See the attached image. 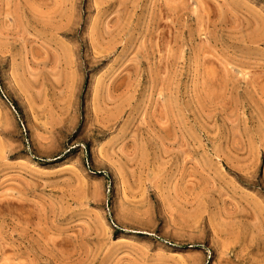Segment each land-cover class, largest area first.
I'll use <instances>...</instances> for the list:
<instances>
[{
    "label": "rangeland",
    "instance_id": "obj_1",
    "mask_svg": "<svg viewBox=\"0 0 264 264\" xmlns=\"http://www.w3.org/2000/svg\"><path fill=\"white\" fill-rule=\"evenodd\" d=\"M0 264H264V0H0Z\"/></svg>",
    "mask_w": 264,
    "mask_h": 264
}]
</instances>
